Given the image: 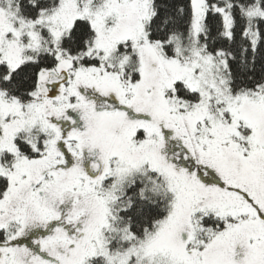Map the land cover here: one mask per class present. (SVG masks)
Wrapping results in <instances>:
<instances>
[{
  "label": "snow or ice",
  "instance_id": "obj_1",
  "mask_svg": "<svg viewBox=\"0 0 264 264\" xmlns=\"http://www.w3.org/2000/svg\"><path fill=\"white\" fill-rule=\"evenodd\" d=\"M0 264H264V0H0Z\"/></svg>",
  "mask_w": 264,
  "mask_h": 264
}]
</instances>
